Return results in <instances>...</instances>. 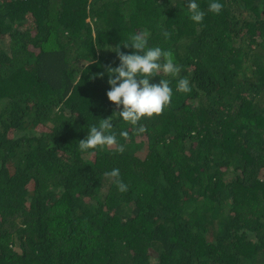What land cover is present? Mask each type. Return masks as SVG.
Masks as SVG:
<instances>
[{
	"label": "trees",
	"instance_id": "1",
	"mask_svg": "<svg viewBox=\"0 0 264 264\" xmlns=\"http://www.w3.org/2000/svg\"><path fill=\"white\" fill-rule=\"evenodd\" d=\"M221 2L0 0V264H264V0ZM138 31L191 90L154 77L171 102L133 126L106 69ZM110 115L129 137L81 151Z\"/></svg>",
	"mask_w": 264,
	"mask_h": 264
},
{
	"label": "clouds",
	"instance_id": "2",
	"mask_svg": "<svg viewBox=\"0 0 264 264\" xmlns=\"http://www.w3.org/2000/svg\"><path fill=\"white\" fill-rule=\"evenodd\" d=\"M224 5L221 0H210L208 11L219 14ZM187 10L189 18L196 23H202L206 15L201 9L198 0H188ZM170 34L165 31L167 38ZM150 33L138 31L132 34L129 42L122 44L123 47H131V52L121 51L120 45L112 48L118 57L117 66H108L106 69L109 90L106 95L109 101L116 105L119 117L126 123L136 126L142 118L152 117L162 112L172 99L173 88L169 79L159 78L153 82V78L166 76L175 78L180 76L182 66L176 62L174 53L160 46H149ZM103 77L104 73H99ZM177 91L187 93L191 90L187 77L180 76L176 84ZM114 112V111H113ZM113 115V113H112ZM112 115L100 118L98 123L89 125L87 136L78 142L81 151L95 149L99 146H112L118 143L117 136L127 139L129 132L120 130L113 131ZM143 133L145 128L140 125L135 129ZM125 150L124 144H119L118 151ZM105 176L112 178L120 192L127 191V184L120 178L119 168H113L106 172Z\"/></svg>",
	"mask_w": 264,
	"mask_h": 264
}]
</instances>
